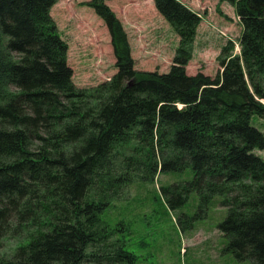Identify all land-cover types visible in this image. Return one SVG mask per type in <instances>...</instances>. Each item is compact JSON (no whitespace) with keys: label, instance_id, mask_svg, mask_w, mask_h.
<instances>
[{"label":"trees","instance_id":"obj_1","mask_svg":"<svg viewBox=\"0 0 264 264\" xmlns=\"http://www.w3.org/2000/svg\"><path fill=\"white\" fill-rule=\"evenodd\" d=\"M59 1L0 0V238L22 240L0 264H137L124 224L103 215L127 186L158 174L188 175L158 189L170 212L197 194L181 228L219 198L223 253L264 264V160L255 154L264 135L251 125L264 119V8L218 0L235 7L242 32L239 55L223 47L211 79L185 72L201 19L178 0H153L179 38L164 74L135 70L112 0H90L116 73L79 89L51 16Z\"/></svg>","mask_w":264,"mask_h":264},{"label":"rangeland","instance_id":"obj_2","mask_svg":"<svg viewBox=\"0 0 264 264\" xmlns=\"http://www.w3.org/2000/svg\"><path fill=\"white\" fill-rule=\"evenodd\" d=\"M178 1L202 17L185 72L190 76L202 73L213 79L220 70L218 58L223 47L231 44L230 54L240 53L242 27L235 7L218 0ZM85 3L86 0H60L51 9L59 34L68 46L67 63L73 72L72 81L79 89L107 82L116 73L108 31ZM108 5L127 34L134 69L167 73L179 38L158 14L153 0H112ZM261 103L264 105V100ZM251 125L264 135V119L253 116ZM255 154L264 160V150ZM187 178V174H158L153 182L136 180L110 203L103 215L104 222L110 226L124 224L126 232L120 239L135 253L137 264H252L223 253L227 241L218 224L226 210L219 207V198L213 200L204 219L180 227L177 219L181 214L196 213L197 194H191L183 208L170 212L158 189ZM21 241L11 235L0 238V258L10 259Z\"/></svg>","mask_w":264,"mask_h":264},{"label":"water","instance_id":"obj_3","mask_svg":"<svg viewBox=\"0 0 264 264\" xmlns=\"http://www.w3.org/2000/svg\"><path fill=\"white\" fill-rule=\"evenodd\" d=\"M247 4L254 11L264 8V0H247Z\"/></svg>","mask_w":264,"mask_h":264},{"label":"built area","instance_id":"obj_4","mask_svg":"<svg viewBox=\"0 0 264 264\" xmlns=\"http://www.w3.org/2000/svg\"><path fill=\"white\" fill-rule=\"evenodd\" d=\"M197 14V16L202 19L201 15L199 14V12H195Z\"/></svg>","mask_w":264,"mask_h":264},{"label":"crops","instance_id":"obj_5","mask_svg":"<svg viewBox=\"0 0 264 264\" xmlns=\"http://www.w3.org/2000/svg\"><path fill=\"white\" fill-rule=\"evenodd\" d=\"M90 0H86V2H89ZM110 1L106 2V4L108 5ZM109 6V5H108Z\"/></svg>","mask_w":264,"mask_h":264}]
</instances>
